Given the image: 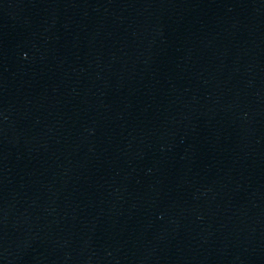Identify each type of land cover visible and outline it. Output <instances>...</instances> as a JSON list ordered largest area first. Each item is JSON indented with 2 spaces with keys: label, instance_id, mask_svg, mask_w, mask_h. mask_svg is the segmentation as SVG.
<instances>
[{
  "label": "water",
  "instance_id": "95a60500",
  "mask_svg": "<svg viewBox=\"0 0 264 264\" xmlns=\"http://www.w3.org/2000/svg\"><path fill=\"white\" fill-rule=\"evenodd\" d=\"M0 264H264V0H0Z\"/></svg>",
  "mask_w": 264,
  "mask_h": 264
}]
</instances>
